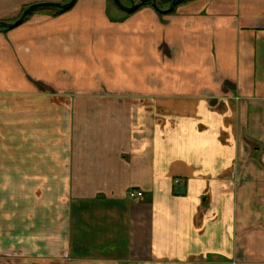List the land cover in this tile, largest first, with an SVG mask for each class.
I'll return each instance as SVG.
<instances>
[{
  "label": "crops",
  "instance_id": "1",
  "mask_svg": "<svg viewBox=\"0 0 264 264\" xmlns=\"http://www.w3.org/2000/svg\"><path fill=\"white\" fill-rule=\"evenodd\" d=\"M0 264H264V0L0 28Z\"/></svg>",
  "mask_w": 264,
  "mask_h": 264
},
{
  "label": "water",
  "instance_id": "2",
  "mask_svg": "<svg viewBox=\"0 0 264 264\" xmlns=\"http://www.w3.org/2000/svg\"><path fill=\"white\" fill-rule=\"evenodd\" d=\"M76 1L77 0H70L68 3H65V4L39 3V4L31 5L27 9H25L23 11L21 16L13 24H7V23L0 22V28L1 29H8V30L16 28L19 25H21L28 16H30L32 13H34L37 10H41V9H56V10H60V11H68L74 6ZM161 1L170 2L169 9L167 11L163 12V13H168L174 8L176 3L178 1H180V0H161ZM146 2H151L152 3V7L154 8V10H156L158 12H161L157 8V0H140L139 3H135L134 0H129V3H130L129 6L123 4L120 0H112L113 5L119 11H121L122 13H125V14L135 13L138 10L139 4H144Z\"/></svg>",
  "mask_w": 264,
  "mask_h": 264
},
{
  "label": "trees",
  "instance_id": "3",
  "mask_svg": "<svg viewBox=\"0 0 264 264\" xmlns=\"http://www.w3.org/2000/svg\"><path fill=\"white\" fill-rule=\"evenodd\" d=\"M109 2H111L112 3V0H108ZM123 4H124V1H125V3L126 2H129V0H120ZM190 1H192V0H180V1H178L177 3H176V5L174 6V8L170 11V12H168V13H163V12H165V11H167L168 9H169V6H170V2H167V1H161V0H157V8L161 11V12H158V11H156L157 12V14L159 15V16H164V15H171V14H174V12H175V9H176V7H178L179 5H182V4H185V3H187V2H190ZM134 2L135 3H139L140 2V0H134ZM113 4V3H112ZM115 7V6H114ZM145 7H151V8H153L152 7V3L151 2H146V3H144V4H139V7H138V10L137 11H139L140 9H142V8H145ZM116 8V7H115ZM136 11V12H137ZM46 13V14H49V15H52V16H58V15H61V14H63V13H65L66 11H60V10H56V9H49V10H46V9H41V10H37V11H35L34 13ZM135 12V13H136ZM132 14H134V13H132ZM132 14H126V16H130V15H132ZM3 31H7L8 29H2Z\"/></svg>",
  "mask_w": 264,
  "mask_h": 264
},
{
  "label": "built area",
  "instance_id": "4",
  "mask_svg": "<svg viewBox=\"0 0 264 264\" xmlns=\"http://www.w3.org/2000/svg\"><path fill=\"white\" fill-rule=\"evenodd\" d=\"M142 197V193L136 191H130L128 193V198L134 200Z\"/></svg>",
  "mask_w": 264,
  "mask_h": 264
},
{
  "label": "rangeland",
  "instance_id": "5",
  "mask_svg": "<svg viewBox=\"0 0 264 264\" xmlns=\"http://www.w3.org/2000/svg\"><path fill=\"white\" fill-rule=\"evenodd\" d=\"M126 5L129 6L130 3L127 2ZM110 7H111V9H115V11H116V9H117V8L114 7V5H113L111 2H110ZM46 10H49V9H46ZM36 13H37V12H36Z\"/></svg>",
  "mask_w": 264,
  "mask_h": 264
}]
</instances>
